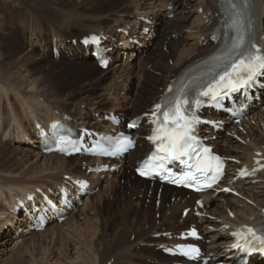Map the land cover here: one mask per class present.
Instances as JSON below:
<instances>
[{
    "label": "bare ground",
    "instance_id": "1",
    "mask_svg": "<svg viewBox=\"0 0 264 264\" xmlns=\"http://www.w3.org/2000/svg\"><path fill=\"white\" fill-rule=\"evenodd\" d=\"M13 2L14 6L24 11L26 14L24 22L26 25L28 21L31 22L32 30L28 33L29 38L26 42L20 43L17 35L15 36V31H19V28L12 21L16 16L11 17L10 13L4 14L8 15L7 19L9 18L12 23H7V29L0 33V52H2L0 64L3 67L0 71V97L4 96L11 104H13L11 96L16 97L27 114H35L37 110H42V103L45 102L47 106L45 109L48 111L45 115L46 120L40 121L36 116L31 117L34 123L45 129L50 137L52 133L50 126L55 122L72 126L79 131V134L84 132L87 135L93 133L115 135L117 131L127 132L126 119L147 117L142 120L139 129L128 131L139 139L136 149L126 157L101 160L82 155L67 158L51 154L44 158L54 161L57 159L56 167L51 164L49 170V167L44 165L42 170L35 173L39 175L50 171L46 179H51L53 183L59 177L65 178L67 175H70L72 180L85 179L90 183L84 194H81L80 189L72 182L65 183L69 189L71 187L75 189L71 191L70 196L73 209L63 210L72 216V221L76 220L77 213L81 217L89 210L96 211L98 217H102L96 227L91 226L92 231L95 232L91 248L93 251H90L91 254L89 252L90 256L87 259H82L84 264L124 262L136 264L135 257H142L140 251L151 250L157 254L161 248L176 243L175 240L164 241L163 237H161L163 241H152L153 235L173 230L159 229L177 225L180 227L188 223L195 226L203 236V241L195 243L199 244L205 256L209 257L207 264H264V253L249 256L245 252L237 251V239L234 236V233L245 226H264V69L246 88L234 96V101H227L223 105L224 111L204 109L199 113L200 118L224 122L223 126L216 124L201 127L199 136L203 141L214 146L216 152L228 161L227 175L220 188L229 187L237 191L238 196L222 193L221 189H215L207 194H192L204 202V208L199 209L201 215L195 217L194 201L189 214L178 218L177 209H182L183 212L189 207L186 206L189 202L183 199L182 190L168 186L161 187L157 182L151 187L148 181L129 174L131 166L150 150L149 143L143 136L151 132L152 126L148 124V120L153 107L163 97L165 90L184 69L205 59L222 44L224 23L218 1L14 0ZM191 2L197 3L192 4L193 9L188 12L185 6ZM251 4L253 16L258 22L257 39L264 52V0H251ZM172 14H174L173 19H167V16ZM193 16L194 19L191 18ZM190 18L193 21L188 28H184V22ZM216 31L219 35L215 36L213 34ZM89 35L97 36L100 44L96 46L87 41L83 42V38ZM151 42L154 45L152 51L149 50ZM204 43H206L205 48L202 46ZM53 49H56L59 60L54 59ZM93 51L104 55L111 62L116 61L106 71L98 73L94 68L97 60H90L89 56ZM135 57L138 58L136 61H134ZM63 58L68 62L77 61L69 62L68 66L79 65L78 70L72 72L74 79L70 82L69 75H65L66 69L60 63ZM10 67L16 69L17 74L23 69L27 72L33 67L38 74L43 73L49 78H58L61 94L63 93V98L60 99L63 102H59L62 105H58L57 100L49 101L52 96L43 95L37 82L34 86L31 85L35 89L34 92H26L19 86L20 83L13 80L15 75L9 72ZM135 80L138 84L133 91ZM69 88L72 91L68 90ZM38 104L40 106L37 109L35 106ZM243 106L249 107L250 110L245 114L241 124H234L233 119L236 117H231L230 114L240 112ZM91 116L94 118L89 121ZM10 120L14 124V134L10 136L15 141H20L25 136L28 142L38 143L39 149L42 150L45 141L40 130L36 129L33 136L22 131V120L19 121L14 110ZM1 123L4 124V121L2 120ZM17 136L21 138L18 139ZM38 154L41 156L40 152ZM73 158L75 162L72 163ZM58 163H61L59 168H57ZM104 164H109V169L115 167L116 170L96 172ZM62 168L69 173L61 172ZM46 175L30 177L31 179L0 176V189L9 191L7 196L0 195V205H4L5 210L8 211L3 217L0 212V230L9 229V234L13 237L20 231L31 232L40 224L36 218L41 214L42 207L47 208L48 218L57 217L52 214L53 208L44 201V197L38 194L42 189L38 184L46 180L44 178ZM122 180H126L123 185ZM59 186L61 187V184ZM159 188L162 189L158 200ZM58 190L59 188H51L47 191L43 190V193L49 195L52 192L50 198L55 200L54 196L58 194ZM150 192L152 194L149 198ZM170 194L172 199L178 200L175 204L168 202ZM29 195H35L33 202L28 201ZM149 199L150 205L143 213L146 200ZM156 201L160 202L159 208L155 206ZM19 210L21 215L17 217L16 211ZM24 210L25 212L22 213ZM117 211H120L118 215ZM154 211L157 213V218ZM156 220H160L159 225H156ZM76 223L78 224L77 221L73 222L72 226L75 227ZM146 226H149L147 230ZM80 227H75L77 232L85 234L83 232L85 228L82 230ZM188 229L189 227L183 230ZM89 233L91 232L87 235ZM11 240L7 239V243ZM98 242L101 247L97 245ZM258 249V246H254V250ZM150 258L152 264H177L179 261L176 257L166 255L162 258L156 256ZM158 260L159 262L156 263ZM185 264L194 263L185 262Z\"/></svg>",
    "mask_w": 264,
    "mask_h": 264
},
{
    "label": "rangeland",
    "instance_id": "2",
    "mask_svg": "<svg viewBox=\"0 0 264 264\" xmlns=\"http://www.w3.org/2000/svg\"><path fill=\"white\" fill-rule=\"evenodd\" d=\"M13 1L14 0H0V33H3L4 29H7L6 28V26L8 27L7 23H12L9 20V18L7 19V16L10 13L9 16H11V17L16 16L15 20L13 19L12 21H14V23L19 28V31H15V36L17 35L16 37H17L18 41H20V43L21 42L23 43V41L26 42V40L29 38L28 33H30L32 30V29H30L31 28V22H29L27 20L28 25H26V23L24 22L26 20V14L24 13L23 10L21 11L19 8L14 6L15 4ZM183 1H186V0H183ZM194 3H197V2H191V3L186 4L185 7H186L188 12H191V10L193 9V7L191 5ZM3 7H5L6 9H4ZM178 12L179 11L177 10V13ZM5 13H7L8 15H4ZM183 16H185V14H183ZM173 17H174V14L167 16V19H173ZM191 18L194 19L195 17L193 16ZM191 18L188 19L186 22H184V24H183L184 28L189 27L190 23L193 21ZM24 26H26V28ZM23 33H25L24 36H23ZM155 38H156V35H155ZM172 38H173V40H176L175 37H172ZM136 44L138 45L139 42L137 41ZM202 46L205 48L206 43H204V45H202ZM149 50L150 51L154 50L153 42H151L149 44ZM53 52H54V50H53ZM0 53L2 54V52H0ZM89 56H90V60H94L92 53H90ZM54 59L59 60V57L55 56ZM137 59L138 58L135 57L134 61H136ZM7 62H10V61L7 60ZM69 62L75 63L77 61L76 60L75 61L70 60ZM69 62L67 59H64V58L60 61V63L63 65L64 69H66L65 75H67V76L69 75L70 80L69 79L68 80L70 82L74 79V76H73L74 74H72V72L78 70L77 68L79 67V65L77 66L76 64H72V66H68ZM0 66H1L0 67V71H1L3 69V67L1 64H0ZM112 66L113 65H111V67ZM94 68L96 69V71L98 73H103V70L97 68V64L94 65ZM11 69L12 68L10 67L9 72L15 75L13 80H15V82H17V83H20L21 85H19V86H21V88L24 89L26 92H34L35 89H33V87H31V85L34 86V84H36V82H37L38 83L37 86H39V88L41 90L40 92L43 95L52 96L49 101H52V102L55 101L56 102V100H57L58 105H60V106L62 105V103H59V102H63V100H60L61 98H63V93L61 94V90L59 88V85H60L59 81L60 80L58 78H56V77L55 78H49L48 76H46L43 73L38 74V72H36L35 69H33V67L31 69H29L31 72L30 74H29L28 68H27V70H28L27 72L24 71V69H23V71L22 72L20 71L21 73H18V74H17L18 71H16V69H12V70ZM13 71H14V73H13ZM156 75H159V73L158 74L156 73ZM162 80H164V79H162ZM137 84H138V82H137V80H135L134 86H133V91L135 90ZM68 90H70V88ZM70 91H72V90H70ZM11 98L13 99V101H12L13 104H11L10 102L8 103V100L4 96H3V98H2V95L0 97V176L1 177H4V176H7V177L12 176L13 177L14 176V177L31 179L30 177L41 176V175L47 174L44 177L46 179L48 177L49 173H51L50 171L42 172L39 175H36L35 173L42 170L44 165L48 166L49 168L48 167L47 168L49 170L51 168V164H54L56 167L57 159H55L56 161H54V159L50 160L47 158L45 160L44 157L45 156L49 157V155H51V154H45V153L43 154V152H41V149H39V147L37 145L38 143L28 142L27 137H25V136H23L22 138H21V136H17V138L18 139L21 138V140L15 141L13 139V137L10 136V134L11 135L14 134L13 133V131H14L13 125L14 124L10 120V118H11V114L14 110L17 113V117L19 118V121L22 120L21 121L22 131L24 130L25 132H27L28 134H32V136H33V135H35L36 124L34 123L33 117H31V116H36L37 119H39L40 121L46 120L45 115H47L48 111L45 108L47 106L45 105V102H44V103H42V106H43L42 110H40V109L37 110L38 107L40 106V104H38L35 106V108H37V109H35V111L37 110V112H35V114L34 113H30V114L28 113L27 114V112H25L24 107L16 100L17 98L14 96H11ZM39 102L41 103V100H39ZM27 109H29V106H27ZM45 111H46V114H45ZM93 118L94 117L91 116L89 118V121H91V119H93ZM2 120L4 121V124L1 123ZM9 130H10V132H9ZM8 134H9V136H8ZM10 137H12V138H10ZM39 152H40L41 156H39V154H38ZM71 162L72 163L75 162V158L71 159ZM60 166H61V163H58L57 168H59ZM133 167H135V164L133 166H131V168L129 169V174L134 177ZM63 171H64V173H66V172L69 173L67 170H65V168L61 169V172H63ZM69 177H70V175L65 176V178L63 176H61V177H59V179L55 180V183H53L54 181H51V179H46V180L40 182L38 185L42 188L41 190H44V191H47V189H51V188L56 189L57 187H59L60 184L63 185V183H64V185H65V183L70 180ZM62 178L64 180H61ZM66 180H68V181H66ZM125 181L126 180H122L121 184L122 185L125 184ZM128 186H130V184ZM151 187H153V186L151 185ZM3 194L7 196L9 194V191L7 189H0V195H3ZM151 194L152 193L150 192L149 198H150ZM157 195H158V200H159L160 196H161L159 190H158ZM171 195L172 194H170L168 196V202L171 204H175L178 200L177 201L174 200L175 198L172 199ZM183 199L185 201L189 202L186 206L189 205V207L191 208L194 205V201L197 199V196L196 195H187L184 192L183 193ZM106 201L108 202V199H106ZM159 203H160L159 201H156V203H155L156 208H159V205H160ZM149 205H150V199L146 200V207H145L143 213H145V210H147V207ZM3 206L0 205V209H2V210H0V212L2 213L1 214L2 217H3L4 213H8V211L5 210V206H4V208H3ZM121 209L123 210L124 208L122 207ZM181 210L182 209H177L176 217L181 218L183 216L182 215L183 212ZM119 212L120 211H117L116 214L118 215ZM154 212L156 214L155 218H157V213H156V211H154ZM76 216H77L76 220L72 221V218H71L72 216L70 214H67L65 221L57 222L55 219H53L50 222V224L42 231L33 230L31 232H28V233H21V231H20L14 237L10 236L12 234H9V229L0 230L1 231V233H0V264H84V261H82V259H87L90 256L91 252L93 251L91 248L93 246V243H92L93 240L92 239L95 237V232L92 231L93 228H91V226L96 227L99 224V221L102 220V217L99 216L100 217L99 218L97 212L94 210L87 211V214L85 216L82 215L80 217V215L78 213ZM13 221H15V219ZM76 221L78 222V224L76 223L77 225H75V227L81 226L80 228H82V230L85 228V229H87V231H88V229L89 230L91 229L90 231H88L91 233H89V235H87L88 232L85 231V229L83 232H85L86 235L80 234L79 231L77 232V229L72 226L73 222L75 223ZM156 221H157L156 225L157 224L159 225L160 220H156ZM85 224H87V226ZM88 226H89V228H88ZM178 226L179 225H177L176 227L175 226H167V227H164V228L159 229V230L164 231V230H168V229L172 228L173 230H169V231H175V234H179L183 231V229L190 227L191 223H188L187 225L180 226V227H178ZM11 228H12V226H11ZM145 228L147 230L149 228V226H146ZM169 231H167V232H169ZM163 233H165V232H159V233L153 235L152 241L159 242V241H163V240L166 241V240L171 239V237H169V236H164ZM161 237H163V238L165 237V239L162 240ZM9 238L12 240L7 243V239H9ZM87 239H88V241H87ZM1 244H3V245H1ZM97 245L99 247H101L100 242H98ZM89 252H90V254H89ZM158 252L159 253L155 254L151 250L140 251L139 253L141 254L142 257H140V256L135 257V262H136V264H152L151 263L152 259L150 257L156 256L158 258H162L163 254H164L162 251H158ZM158 262H159V260L156 263H158ZM122 264H128V263L124 262Z\"/></svg>",
    "mask_w": 264,
    "mask_h": 264
},
{
    "label": "snow or ice",
    "instance_id": "3",
    "mask_svg": "<svg viewBox=\"0 0 264 264\" xmlns=\"http://www.w3.org/2000/svg\"><path fill=\"white\" fill-rule=\"evenodd\" d=\"M230 2V0H229ZM244 47V36L243 34L233 45V50H239ZM251 48L253 51L240 52L236 51V58L231 53L228 54V68L218 78V80L209 84L205 90L199 92L200 96H208L211 94V98L215 99L219 95L218 89L224 88H235L236 82L234 77L243 80L242 73L247 74V79L251 80L258 69H264V55L260 54V48L252 44ZM171 91V89H169ZM194 103L199 105L200 100H195ZM189 100L183 91H179L173 97H166L161 100L160 103L156 104L153 110V123L155 129L153 135L149 139L157 144V152L163 153L164 155L159 157V160L163 162L165 159H179L180 157H189V150L192 147L194 137L192 132L194 125L199 123V119L192 115L191 109L188 108ZM205 156L201 159L199 156L192 157L196 160L194 167L197 172L202 176L207 174L209 171H215L217 175L221 171V161L218 157L208 156V149L203 150ZM161 163V167H162ZM141 172V175H144ZM182 179L188 181L196 180V176L188 174ZM215 177H213V182ZM211 187V184L207 185ZM195 233H193L194 235ZM234 236L238 240L246 241L248 244H252V241L259 243L264 246V230L253 229L247 227L243 230H238L234 233ZM264 251V247L261 248ZM195 252V249L190 250ZM187 254V253H186Z\"/></svg>",
    "mask_w": 264,
    "mask_h": 264
}]
</instances>
